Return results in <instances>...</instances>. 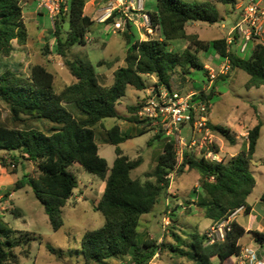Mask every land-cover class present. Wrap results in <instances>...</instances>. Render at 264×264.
<instances>
[{"label":"trees","instance_id":"obj_1","mask_svg":"<svg viewBox=\"0 0 264 264\" xmlns=\"http://www.w3.org/2000/svg\"><path fill=\"white\" fill-rule=\"evenodd\" d=\"M25 0H0V57L10 56L12 42L24 45L28 33L23 21L22 5ZM238 0H217L218 3L235 7ZM88 0H69L61 17L53 20V34L57 55L65 59L74 82L65 86L59 93L54 91V75L41 64L29 68V75L22 77L10 70L0 74V102L6 105L9 118L0 116V151L10 155L13 162L24 159L32 162L37 169V177L22 175L16 181L15 190L29 187L36 200L42 205L53 231L63 226L62 209L77 187L75 175L68 169L73 164L104 183V190L96 206L104 217L103 225L87 231L81 241V254L84 264H107V261L128 256L133 264H149L161 247L168 248L176 255L187 258L192 264H233L230 258L240 254V239L245 229L235 220L229 222L230 230L223 241L210 243L206 235L192 233L187 243L181 246L157 245L155 241L141 239L138 227L141 217L149 214L158 203L160 196L170 186L166 178L175 171L177 165L173 143L165 142L162 152L156 158V167L148 177L155 182H140L131 177V172L142 164L141 157L135 160L123 155L120 145L133 138L122 134L118 125L101 133L103 142L114 147L115 159L109 169L107 161L98 153L95 126L107 118L122 119L136 125L141 124L136 113L140 103L130 107V117L121 116L116 107L125 96L127 87L145 91V77L156 78L155 87L172 90L171 76L179 72L186 76L195 70H204L197 53L212 49L220 58L227 59L230 68L245 72L249 79L247 88L264 86V43H258L248 58L227 52L225 39L203 41L197 35H188L189 22H202L214 25L219 22V13L210 2L189 4L183 0H156L155 9L145 13L149 18V29L158 30L161 40L137 39L129 42L125 35L127 50L125 66L113 72L110 87L102 86L97 79L95 66L89 61H69L67 52L74 45L85 44V36L93 21L84 14ZM114 14L105 22H112ZM68 18L69 29L61 36L62 24ZM128 26L130 24L128 23ZM176 40L188 42L181 53L169 50L170 43ZM99 61L97 67L109 65ZM223 78L222 75L218 76ZM211 94L200 92L198 98L207 102ZM66 106H72L76 114ZM210 107V105H209ZM46 122L45 129L33 124ZM208 126L214 133L234 144L235 139L229 130ZM262 123L258 122L247 131V149L243 154L231 157L227 162H210L184 153L176 174L195 170L199 174L198 184L205 199L198 205L204 209L205 218L213 224L227 221L236 210L242 208L249 214L252 207L247 198L256 186L249 171ZM145 128V129H144ZM149 128V129H146ZM148 125L137 129L136 135L150 131ZM161 133H157L155 138ZM215 150V147H214ZM218 152L217 150H215ZM0 165L6 168L3 158ZM255 243L264 250V233L248 231ZM32 235L24 231H13L0 222V264H18L15 253L22 249L24 257L29 255ZM179 243V237L174 236ZM180 244V243H179ZM26 247L24 250L23 248Z\"/></svg>","mask_w":264,"mask_h":264},{"label":"rangeland","instance_id":"obj_2","mask_svg":"<svg viewBox=\"0 0 264 264\" xmlns=\"http://www.w3.org/2000/svg\"><path fill=\"white\" fill-rule=\"evenodd\" d=\"M141 1L144 13L155 9L156 0ZM183 1L189 4L210 2L218 11L220 20L216 25L197 22L196 26H191L190 22L187 26V30L190 33L195 32L199 34L201 40L206 41L218 39L223 34H226L228 29L220 30V21L228 18L231 14L239 15L242 3L249 2V0H238L235 7H230L218 3L217 0ZM98 2L104 8L111 6L107 4L109 2L113 6H116V0H106L104 2L103 0H98ZM122 3L119 8L113 11V14L116 15L119 11L120 16L124 12L129 17L140 14L137 24H141L142 13H137L131 8L127 11L128 0H122ZM261 4L264 6V0ZM100 5L97 6L96 2L89 3L85 6L84 14L91 17L97 16L99 19L102 18L106 14V11L98 12V9L101 8ZM115 20L122 24L124 31L127 30L126 25L130 24L129 29L133 34L131 37V41L133 42L136 39V28L131 23L134 21H128L127 18L123 19V17L115 19L114 16L111 23L102 26L103 33L105 32L102 35L103 45L101 43L98 45L90 44L88 41L89 44L74 45L67 52V60L69 61L81 60L94 63L98 82L104 87H110L113 83V72L125 66L126 42L122 34L112 32V23ZM33 21L37 25L30 21L26 23L28 35L32 36L33 34L34 36L37 35L38 31H42L45 33V39L41 40L40 45L33 44L28 55L15 44V50L9 56L10 58L5 59L0 57V74L5 70H10L22 77H27L29 75V68L32 65L45 63L46 68L55 77L54 91L55 93H59L65 86L73 82V78L65 65V59L57 55L53 34V21H50L48 14L45 12L42 15H36ZM139 28L141 31L144 30L142 26H139ZM68 29V18H65L62 24L61 36L64 37ZM153 34L150 38L157 39L160 37L158 30H154ZM85 43H87V40H85ZM255 44L253 42L250 43L245 53H239L238 46H240V43L232 46L231 50L242 58H248L251 54V48ZM187 45L188 42L185 40H176L170 43L169 50L181 53L186 49ZM197 57L202 63H206L215 70V80L210 83L204 70H195L186 76H182L179 72H176L172 74L170 80L172 89L182 95L201 92L202 90H206L207 94L212 93L208 104L210 105L209 119L213 126L222 127L233 132V125L239 122L246 128L247 132L257 125L258 122L262 123L255 154L249 164V171L256 181V186L248 198L249 205L253 207L254 215L257 217L261 216L264 211V202L262 201V198L264 199V86L247 88L246 83L249 77L239 69H232L226 75H223V78H219V64L223 62V59L212 49L197 53ZM99 61H106L110 64L97 67L96 65ZM156 81L154 76L145 77L147 89L154 86ZM144 94V91H136L130 86L127 87L125 96L119 100L116 107L117 112L121 116L130 117L131 113L128 109L141 102L145 96ZM66 108L73 112V114H76L72 106H66ZM0 116L2 120L9 118L8 108L2 102H0ZM33 124L40 129H45L46 127V122L42 121H34ZM115 125L120 126L124 134L133 136V138L120 145L123 155L131 160H135L138 157L142 159V164L131 172V177L140 182L151 181L154 183L155 179L147 175H150L156 167V158L162 152L163 146L167 141L165 136L160 134L159 137L155 138V134L157 133L152 129L143 135L135 136V131L142 128L144 126L143 123L136 125L116 118L102 120L95 126L94 130L97 135L98 153L107 161L109 169L112 167L116 156L114 147L103 142L101 133H104V131L109 130ZM213 134L215 150L219 152L224 162H227L232 156L245 152L246 138L240 137L239 140H235L234 144H231L219 134L214 132ZM182 135L189 137L191 135L190 128L185 127ZM245 137H247V134ZM187 154L199 158L194 152ZM0 158H3L6 164V168L0 165V222L13 231L28 232L34 239L30 242L28 257H24L21 254L22 249L17 248L15 250V253L19 257L18 264H84L80 241L87 231L96 230L104 223L103 215L95 210L103 193L104 183L96 176L85 172L79 164L75 163L69 167L68 170L77 179V187L62 209L63 226L55 232L49 224L42 205L36 200L31 189L26 186L15 190V183L21 179L22 175L37 177L38 173L35 165L24 159H19L15 163L9 154L1 151ZM175 172L176 170L171 172L173 177L170 185L172 186V192H175L176 195L168 196L166 194L167 191L164 192L153 210L141 217L138 232L143 240L149 239L155 241L157 245H161L162 243L167 246L180 245L184 251H188V248L182 242L187 243L190 234L198 233L206 235L210 228L216 224H211V221L205 218L204 209L198 205L199 202H203L205 199L198 184V172L186 170L181 176H178ZM166 198L170 202H174H171L170 208L171 224L168 227L167 233H163L161 225L162 217L166 210ZM178 200L180 204H177ZM244 215L243 212V214L237 217L242 226L246 225V221L249 218ZM257 217L254 218L255 221L253 222L259 224L260 222ZM251 231L256 230L251 229ZM174 236L179 237L180 244ZM242 242L255 249L258 260H264V250L257 247L252 234L246 235ZM157 254L158 257H153L149 264H191L187 258L176 255L175 252H171L168 248L163 249L161 247V250ZM107 264L133 263L128 256H125L113 258L107 261ZM214 264H217V260H214Z\"/></svg>","mask_w":264,"mask_h":264},{"label":"built area","instance_id":"obj_3","mask_svg":"<svg viewBox=\"0 0 264 264\" xmlns=\"http://www.w3.org/2000/svg\"><path fill=\"white\" fill-rule=\"evenodd\" d=\"M69 0H40L39 8L45 10L50 21L56 17H61V9L66 11V6ZM263 0H249L247 3H242L238 19L232 24L228 36L225 38L227 52H232L231 48L238 45L239 53H245L250 43L264 42L263 26H264V6L261 4ZM122 0H116V6L111 5L106 9L108 19L113 11L122 5ZM135 10L137 13H142V20L149 25V18L143 12V4L141 0H128V9ZM130 17L128 21H132ZM106 21V20H105ZM104 21V22H105ZM114 30H121L122 24L116 21L113 24ZM255 44V45H256ZM230 70V63L224 59V63L220 67V73L226 74ZM208 78L210 83L215 80L216 75L209 72ZM204 94L206 90L201 91ZM200 92L182 95L175 90H168L165 87L152 86L148 88L145 97L140 103L137 119L144 125H148L156 133H161L165 136L167 142L173 143L174 152L176 154L177 165L184 157V153H196L199 158H204L210 162H221L222 158L219 153L214 150V134L209 123L210 107L208 102L203 98H198ZM185 127H189L191 135L184 137L182 131ZM172 173L166 178L172 182ZM165 214L162 217V232L167 233L168 227L171 224V202L168 198L165 199ZM233 212L227 219L220 224L211 227L206 233V238L210 243L223 241L226 233L230 230L229 222L238 211ZM159 251V250H158ZM157 251V253H158ZM154 257H157L158 254ZM234 264H264L256 257L255 252L245 251L234 259Z\"/></svg>","mask_w":264,"mask_h":264},{"label":"crops","instance_id":"obj_4","mask_svg":"<svg viewBox=\"0 0 264 264\" xmlns=\"http://www.w3.org/2000/svg\"><path fill=\"white\" fill-rule=\"evenodd\" d=\"M39 1L40 0H25L24 1V3H23V5H22V9H23V11H22V13H23V21H24V24H25V26H26V23H27V21H30V22H32V23H34V18H35V16L36 15H42L43 14V12H45L46 14H47V12L45 11V10H41L40 8H39ZM104 1H106V0H103V2ZM96 2V4H97V6H99L100 5V2H98V0H88V2L86 3V5L85 6H87L89 3H95ZM106 3V2H105ZM108 5L110 4V2L109 3H107ZM101 6V5H100ZM85 9V8H84ZM106 9H108V8H104V7H102L101 6V8L100 9H98V12L99 11H106ZM129 9L127 8V11H128ZM120 12V11H119ZM117 13L116 15H115V19H119V18H121V17H123V19H126L127 18V20L128 19H130V17L124 12L123 13V15L122 16H120V13ZM88 17H90V19L93 21V24H92V26L89 28V30H88V32H87V34H86V36H85V40H87V43H85L86 45L87 44H89V42H90V44H100L101 43V45H103L104 44V41H103V38H102V35H104L105 34V32L103 33V25L104 24H107V23H111V22H104L105 20H106V18H107V13L102 17V18H100L99 19V17H97V16H95V17H91V16H88ZM238 17H239V15L238 14H236V15H229V17L228 18H226V19H224V20H221L220 21V30H226V29H228L227 30V32H226V34H223L222 35V37H220V38H218V39H221V38H226L227 36H228V34H229V32H230V30H231V26H232V24L238 19ZM131 18H133V23H131L135 28H136V39L135 40H137V39H140V40H147V39H153V38H150L151 36H153L154 34H153V32L149 29V27H148V25L147 24H145V22L142 20V23L141 24H137V22H138V19L140 18V14H136V15H131ZM117 20H115V22H116ZM114 22V23H115ZM114 23H112V32L113 33H116V32H119L120 34H122L123 35V37H124V39H125V42H126V47H127V41H126V38H125V35H128L129 37V42H131V43H133L132 41H131V37L133 36V34L130 32V29H129V26L128 25H126V27H127V30L126 31H124L123 29H121V30H114V28H113V24ZM190 23V22H189ZM189 23H187V25H186V33L188 34V35H197L198 36V38H199V34H197V33H195V32H192V33H190L187 29V26H188V24ZM197 22H191V26H196L195 24H196ZM35 24V23H34ZM217 24V23H216ZM216 24H214V25H216ZM35 25H37V24H35ZM139 26H142V28H144V30H140V28H139ZM37 27V26H36ZM26 29H27V26H26ZM123 31V32H122ZM147 32H150V33H147ZM27 33H28V30H27ZM44 32H42V31H38L37 32V35H34L33 36V34H32V36H29L28 35V39H27V42H26V44H24V45H19L16 41H14L15 43H13L12 42V47H13V50H15V44H16V46H18L22 51H24V52H26V55H28L29 53H30V50L32 49V47H33V44H36V45H40L41 44V40H43V39H45V36H44ZM200 39V38H199ZM155 40H161V38L159 37V38H157V39H155ZM201 40V39H200ZM216 40V39H215ZM89 41V42H88ZM203 41H206V40H203ZM211 41H213V40H211ZM206 42H209V41H206ZM255 46H253L252 48H251V52H252V50H253V48H254ZM126 50H127V48H125ZM12 50V52H14ZM126 50H125V53H126ZM11 52V54L10 55H12L13 53ZM58 57H60V56H58ZM8 58V57H7ZM7 58H5V59H7ZM10 58V57H9ZM48 58V57H47ZM61 58V57H60ZM200 61V60H199ZM47 62V61H46ZM91 63V62H90ZM200 63L204 66V69H205V72H206V74H207V77H208V74H209V72L211 71V72H213L214 73V71L215 70H213L211 67H209V65H207L206 63H202L201 61H200ZM224 63V60H223V62L221 63V64H219V72H218V74L219 75H226V74H221L220 73V67H221V65ZM92 65H94V63H91ZM42 66H44L45 68H46V65H45V63L44 64H41ZM47 69V68H46ZM68 69V68H67ZM48 70V69H47ZM49 71V70H48ZM229 71H231V68H230V70ZM68 72H69V70H68ZM69 74H70V72H69ZM71 75V74H70ZM73 78V77H72ZM75 80H74V78H73V82H74ZM72 82V83H73ZM70 85V84H69ZM147 90L148 89H146L144 92H145V94L144 95H146V92H147ZM141 92H143V91H141ZM145 97V96H144ZM209 123H210V119H209ZM210 124H212V123H210ZM120 127V126H119ZM233 127L234 128H232L234 131L233 132H231V130H229V132H230V135L231 136H233V138L235 139V140H239L240 139V137H243L244 139L246 138L245 137V135L247 134V132H246V128L244 127V126H242V124H240L239 122L237 123V124H235V125H233ZM120 131H121V133L122 134H124L123 133V130H122V128H120ZM135 132H137V130L135 131ZM156 135V134H155ZM132 136V135H131ZM247 140V139H246ZM120 147V146H119ZM121 149V148H120ZM246 149H247V144H246ZM98 151H99V148H98ZM245 152H246V150H245ZM219 153V152H218ZM220 155V154H219ZM236 156V155H235ZM232 157H234V156H232ZM231 158V157H230ZM103 188H104V184H103ZM104 190V189H103ZM166 194L168 195V196H175L176 194H175V192H172V186L170 185L169 186V188H168V190H167V192H166ZM250 196V195H249ZM262 196H263V194H262ZM262 196H261V198H262ZM249 198V197H248ZM248 198H247V202H248ZM262 201L264 202V199L262 198ZM171 202H174V201H171ZM177 204H180V201L178 200L177 201ZM249 204V203H248ZM252 207V206H251ZM241 214H243V209L242 210H240V211H238L237 212V214L233 217V218H231L230 220L231 221H233V220H235L238 224H240V222L238 221V216L239 215H241ZM244 216H247V217H249L248 219H247V221H246V225L245 226H242L241 224V226L245 229V231H246V233H245V235L240 239V241H239V244H240V247H241V253H245V251H251V252H255V249H252L250 246H248L247 244H245L244 242H242L243 241V239H244V237L246 236V235H249V234H251V233H248V231H251V229H254V230H256V231H258V232H261V233H264V211H263V213H262V215L261 216H255L254 215V213H253V207H252V209H251V212L249 213V214H245ZM255 217H257L258 218V220H259V224H257V223H254L253 221H255ZM211 221V220H210ZM211 224H212V221H211ZM217 225V224H216ZM244 246V247H243ZM246 247V248H245ZM250 247V248H249ZM257 247H259L258 245H257ZM259 249H261V248H259ZM158 257V256H157ZM231 260H233L234 259V257L233 258H230ZM214 260H217V259H214ZM259 261H261V262H263L264 263V260H259ZM192 264V263H191ZM217 264H218V261H217Z\"/></svg>","mask_w":264,"mask_h":264},{"label":"bare ground","instance_id":"obj_5","mask_svg":"<svg viewBox=\"0 0 264 264\" xmlns=\"http://www.w3.org/2000/svg\"><path fill=\"white\" fill-rule=\"evenodd\" d=\"M235 262H236V261H235ZM235 262H234V263H235ZM234 263H233V264H234Z\"/></svg>","mask_w":264,"mask_h":264}]
</instances>
